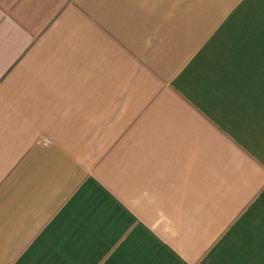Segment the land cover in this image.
<instances>
[{
  "label": "crops",
  "instance_id": "crops-1",
  "mask_svg": "<svg viewBox=\"0 0 264 264\" xmlns=\"http://www.w3.org/2000/svg\"><path fill=\"white\" fill-rule=\"evenodd\" d=\"M0 264H264V0H0Z\"/></svg>",
  "mask_w": 264,
  "mask_h": 264
}]
</instances>
